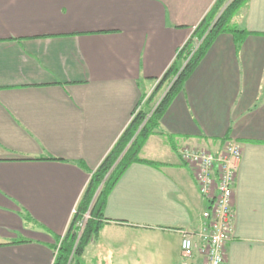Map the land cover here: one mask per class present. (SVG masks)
Here are the masks:
<instances>
[{"label":"crops","instance_id":"0c3cea01","mask_svg":"<svg viewBox=\"0 0 264 264\" xmlns=\"http://www.w3.org/2000/svg\"><path fill=\"white\" fill-rule=\"evenodd\" d=\"M216 2L0 0V264L54 263L92 173ZM234 23L246 34L213 41L140 153L154 163L120 177L78 264H182L181 232L198 234L208 202L180 150L232 139L225 264H264V0Z\"/></svg>","mask_w":264,"mask_h":264},{"label":"trees","instance_id":"16d2710c","mask_svg":"<svg viewBox=\"0 0 264 264\" xmlns=\"http://www.w3.org/2000/svg\"><path fill=\"white\" fill-rule=\"evenodd\" d=\"M248 1L232 0L221 12L226 0H217L205 16L196 33L199 39L198 46H193V39L189 40L179 52L177 61L161 79L148 99V102H151L164 84L170 81V87L159 104L152 113L145 109L135 111L130 125L100 166L92 173L66 234L60 239V244L55 247L53 264H78L87 246L99 235L105 225L106 201L120 177L135 162L154 163L140 157L144 145L159 128L161 118L171 101L196 69L216 37L225 32L246 34L244 29L238 28L234 23V17ZM108 174V178L95 198L100 185Z\"/></svg>","mask_w":264,"mask_h":264},{"label":"built area","instance_id":"2783aa9c","mask_svg":"<svg viewBox=\"0 0 264 264\" xmlns=\"http://www.w3.org/2000/svg\"><path fill=\"white\" fill-rule=\"evenodd\" d=\"M180 156L191 166L199 191L208 202L198 234L185 229L181 232L182 264H191L196 255L203 264H225L227 244L233 236L234 189L242 146L232 139L216 152L184 147Z\"/></svg>","mask_w":264,"mask_h":264},{"label":"rangeland","instance_id":"374dc122","mask_svg":"<svg viewBox=\"0 0 264 264\" xmlns=\"http://www.w3.org/2000/svg\"><path fill=\"white\" fill-rule=\"evenodd\" d=\"M232 0H226L225 4L223 5V8L221 10V12L225 9V7L231 2ZM239 13V12H238ZM237 13V14H238ZM170 81L162 88V90H160L156 96L154 97V99H152L151 102H148L147 105L148 107H146V111H149V112H153V110L156 108V106L159 104V102L161 101V99L164 97V95L166 94L168 88L170 87ZM154 92V91H153ZM152 95V94H151ZM150 98V97H149ZM150 113V114H151ZM185 147H190V146H185ZM190 148H194V147H190ZM114 168V167H113ZM103 183V182H102ZM102 185V184H101ZM100 185V186H101ZM104 185V184H103ZM103 187V186H102ZM100 188V187H99ZM99 190V189H98ZM77 210V209H76ZM83 258V256H82ZM81 258V260H82ZM79 263V262H78ZM75 264V263H74ZM77 264V263H76Z\"/></svg>","mask_w":264,"mask_h":264},{"label":"water","instance_id":"95a60500","mask_svg":"<svg viewBox=\"0 0 264 264\" xmlns=\"http://www.w3.org/2000/svg\"><path fill=\"white\" fill-rule=\"evenodd\" d=\"M112 170H113V168H112ZM112 170H111V171H112ZM111 171H110V172H111ZM109 174H110V173H109ZM109 174L106 176L105 180L103 181L102 185L100 186L99 190L97 191L95 198L97 197V195H98L100 189L102 188V186H103V184L105 183L106 179L108 178Z\"/></svg>","mask_w":264,"mask_h":264}]
</instances>
